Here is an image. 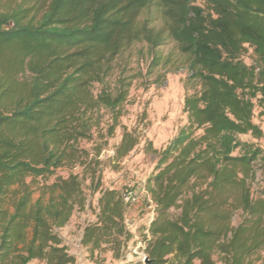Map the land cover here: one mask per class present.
<instances>
[{"label": "trees", "instance_id": "trees-1", "mask_svg": "<svg viewBox=\"0 0 264 264\" xmlns=\"http://www.w3.org/2000/svg\"><path fill=\"white\" fill-rule=\"evenodd\" d=\"M137 44L147 73L186 72V121L160 149L120 122L134 74L110 80ZM255 109L264 116V0H0V264H75L58 230L88 204L86 180L98 194L79 242L88 260L107 250L143 264L126 257L133 196L102 186L142 142L155 156L144 264H264V196L251 192L264 150L239 138L264 135Z\"/></svg>", "mask_w": 264, "mask_h": 264}, {"label": "rangeland", "instance_id": "rangeland-1", "mask_svg": "<svg viewBox=\"0 0 264 264\" xmlns=\"http://www.w3.org/2000/svg\"><path fill=\"white\" fill-rule=\"evenodd\" d=\"M194 2L201 5L203 0H194ZM170 47L171 44H168L160 50L166 54ZM140 50L142 51L140 52ZM242 60L247 64L253 63L254 55L251 48H247ZM149 61L150 57L143 45L137 44L116 59L110 80L113 82L120 72L134 74L135 77L131 81L128 98L124 104V114L121 116L120 122L127 128H135L140 136L149 139L155 148L160 149L172 140L186 121L182 111L185 93L183 83L186 72L183 69L169 72L166 68L157 67L151 73H147ZM258 112V109L254 110L253 122L258 124L264 133V116H260ZM100 114V127H103L106 125L108 116L103 110ZM120 136L121 128L117 127L114 135L108 139L109 143L102 151L101 159L112 153V147L119 142ZM239 138L241 141L254 142L264 150V135L259 139L250 135H240ZM79 145L89 148L91 142L81 140ZM154 163L155 156L144 153L142 142L118 164L117 169L107 166L102 172L104 188H118L122 192L128 193V196H133L125 215L126 224L134 234L126 249L128 259L137 260L138 253L143 251V234L147 233L146 227L153 216V207L144 192L143 185L151 173ZM79 171V167L73 169V172ZM67 172V170H59L58 174L65 176ZM255 172V180L251 182L252 195L253 197L264 196V163H257ZM87 185L88 181L86 180L84 187L88 204L84 209L74 211L69 222L58 230L64 238L69 252L75 256V264H94L88 260L84 248L79 243L83 226L94 219L93 212L98 197V194L90 193L86 188ZM134 241L136 242L133 243ZM98 258L97 264L122 263L121 260L113 259L107 250L100 252ZM29 264L42 263L33 260Z\"/></svg>", "mask_w": 264, "mask_h": 264}, {"label": "built area", "instance_id": "built-area-1", "mask_svg": "<svg viewBox=\"0 0 264 264\" xmlns=\"http://www.w3.org/2000/svg\"><path fill=\"white\" fill-rule=\"evenodd\" d=\"M138 260H140L143 264L145 263L146 261V257H145V254L143 251H141V253H138Z\"/></svg>", "mask_w": 264, "mask_h": 264}, {"label": "water", "instance_id": "water-1", "mask_svg": "<svg viewBox=\"0 0 264 264\" xmlns=\"http://www.w3.org/2000/svg\"><path fill=\"white\" fill-rule=\"evenodd\" d=\"M146 262V261H145Z\"/></svg>", "mask_w": 264, "mask_h": 264}]
</instances>
